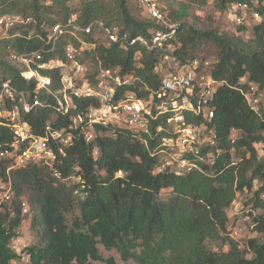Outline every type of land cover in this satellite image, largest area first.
<instances>
[{
	"label": "trees",
	"instance_id": "16d2710c",
	"mask_svg": "<svg viewBox=\"0 0 264 264\" xmlns=\"http://www.w3.org/2000/svg\"><path fill=\"white\" fill-rule=\"evenodd\" d=\"M215 1L217 9L226 13L231 5L250 0ZM208 2L191 0L162 8L178 25V33L148 48L109 42L97 23L149 40L156 31L166 29L146 13L141 16L131 0H0V17L24 19L0 39V82L11 80L44 102L24 116L38 135L44 134L49 122L56 128L69 126L70 117L57 111L52 95L35 92L36 81L23 77L27 69L16 55L39 51V63H66V46L78 48L85 42L91 48L84 49L79 59L87 67L88 82L95 85L101 71H116L123 79L116 98L128 91L147 98L161 86L156 69L175 71L194 61L201 67L209 62L208 71L219 82L209 103L213 118L188 116L205 128L206 135L213 131L216 144L206 142L199 152L204 160L193 156L197 168L185 175L158 170L165 131L157 127L166 117L152 121L150 134L96 125V136L88 143L75 130V143L54 164V172L41 165L13 170L16 196L10 210L0 211V264H14L20 258L11 242L22 224L24 203L33 213L32 227L39 236V243L27 248L29 264H91V260H102L100 246L138 264H264V238H250L241 247L228 231V210L238 193L248 192L251 197L246 203L252 205L247 216L256 231L264 234V107L255 111L241 92L251 83L264 87V4L254 8L261 20L254 23L251 39L245 41L190 21L193 5ZM69 19L81 27L92 24L91 31L49 43L48 29ZM237 29L248 28L242 24ZM210 48L216 57L209 52L202 56ZM34 66L51 78L53 90L61 87L63 67ZM242 78L246 83L240 82ZM97 104L95 98L76 99L71 114ZM232 129L239 131L237 137H232ZM209 157L213 162H207ZM1 179H6L2 163ZM25 192L28 200H24ZM74 205L80 214L69 221ZM209 241L219 242L221 250L210 249ZM107 260L114 264L113 258Z\"/></svg>",
	"mask_w": 264,
	"mask_h": 264
},
{
	"label": "built area",
	"instance_id": "2783aa9c",
	"mask_svg": "<svg viewBox=\"0 0 264 264\" xmlns=\"http://www.w3.org/2000/svg\"><path fill=\"white\" fill-rule=\"evenodd\" d=\"M158 1L141 0L146 15L166 28L156 31L151 40L143 36L131 37L128 34H119L117 27H106L102 22L97 23L109 42H119L123 46L141 44L148 48L161 45L163 41L176 37L178 25L167 18ZM262 4L264 0H250L235 3L230 7L250 14L255 22H258L261 20V15L254 8ZM17 23H24V19L17 16L0 17V39ZM242 24L243 22L238 23V25ZM91 28L92 24L81 27L74 19H69L51 26L48 29L47 40L55 45L66 35L77 36L80 32L89 33ZM86 48L91 46L85 42H81L78 48L73 44L67 45L66 63L58 61L39 63L37 60L42 57L39 51L32 53V56H15L17 62L27 69L22 74L23 77L26 80L36 81L35 92L44 90L52 95L57 101V111L62 115H69L70 124L67 127L56 128L49 122L44 134L34 133L24 116L37 107H43L44 102L37 94L31 95L29 91L19 89L11 80L0 82V163L5 165L6 177L0 180V210L4 207L10 210L16 196L12 184V171L30 165H41L54 172V164L61 157L66 156L68 148L75 143L77 136L75 130H79L88 143L96 136L94 132L96 125L122 127L139 134H150L152 121L166 117L165 123L157 127V131H165V135L161 138L158 170H169L178 175H185L197 168L193 156L204 160L199 152L206 142L210 146L216 144V135L213 131L206 135L202 125L199 126L188 120V116L203 115L205 119L214 116L209 103L214 97L219 82L208 71L209 62L201 67L199 61H194L190 65L176 68L175 71L158 68L156 73L161 76V86L158 91L151 92L147 98L140 97L132 91L116 98L118 87L123 84L122 77L116 71H101L97 83L90 84L86 78L87 67L79 59ZM34 63L48 69L63 67L61 87L53 90L51 78L42 75L40 70L35 68ZM240 82L246 83V79L242 78ZM241 92L248 105L255 111H259L264 105V87L251 83ZM84 97L95 98L98 104L90 106L85 112L71 114L75 100ZM231 135L237 137L239 131L232 129ZM207 162L213 161L209 157ZM23 213H29L26 203L23 204ZM247 219L249 220V217ZM238 231L234 229L233 236H238Z\"/></svg>",
	"mask_w": 264,
	"mask_h": 264
},
{
	"label": "rangeland",
	"instance_id": "374dc122",
	"mask_svg": "<svg viewBox=\"0 0 264 264\" xmlns=\"http://www.w3.org/2000/svg\"><path fill=\"white\" fill-rule=\"evenodd\" d=\"M134 6V9L143 16L145 14V10L142 6L141 0H131ZM191 0H159L158 3L161 8L167 7L169 4L177 6L180 2H189ZM190 21H194L200 26L209 27L213 26L218 29L219 33H228L240 36L245 41H249L251 39L250 29L254 25L255 19L250 16L248 13H244L240 9H236L235 7H230V9L225 13V11H220L216 7L215 0H209L206 6H201L199 4L193 5L192 16ZM246 22V26L248 29L245 31H240L237 29L238 23ZM209 52L210 57H216V51L214 48H210L208 51L204 52L202 56L207 55ZM264 107V105H263ZM260 148V147H259ZM69 184H73V180H69ZM164 195H167L168 190H164ZM28 192L24 194V200H28ZM251 195L248 192L238 193L235 201L232 206L228 210L229 215V226L228 231L230 237L237 241L241 247L245 245L248 239L257 237L260 240H263L264 234L256 231L254 224L252 223V219H247V215L249 210L251 209V203H246L250 199ZM74 210L71 214L68 215V220L80 214L78 206L74 205ZM2 211V209L0 210ZM255 213H259L256 211ZM23 221L18 229V235L12 239L11 247L20 255V258L14 261V264H29V258L27 255V248L32 245H37L39 243V236L33 230L32 227V217L33 213H23L22 214ZM239 230L238 236H233V230ZM208 247L215 251H220L222 246L219 242H208ZM224 250H227L228 247L224 246ZM100 253L102 256V260L93 261L91 260V264H110L107 259L113 258L114 264H138L134 260H130L128 262L122 260L119 252L116 250H105L102 246H100Z\"/></svg>",
	"mask_w": 264,
	"mask_h": 264
}]
</instances>
